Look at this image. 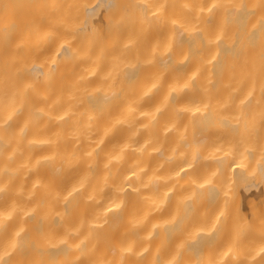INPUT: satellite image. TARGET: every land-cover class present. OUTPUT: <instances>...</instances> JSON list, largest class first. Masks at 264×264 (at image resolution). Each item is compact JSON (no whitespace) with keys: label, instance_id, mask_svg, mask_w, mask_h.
Wrapping results in <instances>:
<instances>
[{"label":"bare ground","instance_id":"bare-ground-1","mask_svg":"<svg viewBox=\"0 0 264 264\" xmlns=\"http://www.w3.org/2000/svg\"><path fill=\"white\" fill-rule=\"evenodd\" d=\"M0 264H264V0H0Z\"/></svg>","mask_w":264,"mask_h":264}]
</instances>
